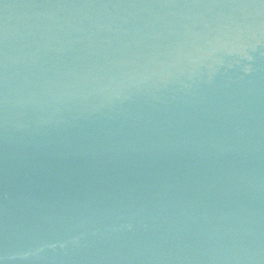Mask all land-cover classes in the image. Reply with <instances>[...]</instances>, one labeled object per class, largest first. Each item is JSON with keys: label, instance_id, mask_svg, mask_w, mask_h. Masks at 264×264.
Returning <instances> with one entry per match:
<instances>
[{"label": "water", "instance_id": "1", "mask_svg": "<svg viewBox=\"0 0 264 264\" xmlns=\"http://www.w3.org/2000/svg\"><path fill=\"white\" fill-rule=\"evenodd\" d=\"M0 264H264V0H0Z\"/></svg>", "mask_w": 264, "mask_h": 264}]
</instances>
